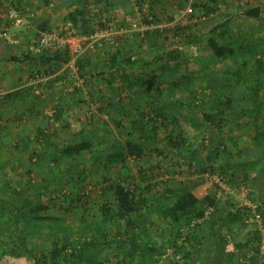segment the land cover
Here are the masks:
<instances>
[{"label":"trees","instance_id":"1","mask_svg":"<svg viewBox=\"0 0 264 264\" xmlns=\"http://www.w3.org/2000/svg\"><path fill=\"white\" fill-rule=\"evenodd\" d=\"M75 2L77 8L69 14V29L74 30L78 36L93 35L100 28H127L130 20L136 17L134 11H130V17L126 15L127 11H119L113 0ZM188 2L189 0H135L134 6L142 14L140 24L151 27L165 20L173 21L175 10L184 8ZM225 2L226 0H193L192 18L205 19L202 25L204 28L207 26L209 31L204 41L205 46H200L202 51L206 50L205 56L201 52L200 57H187L184 51L173 49L149 59L146 57L147 51H140V46L150 43L163 33L178 36L181 31L188 32L191 28L178 26L163 32L159 28L148 29L143 37L141 34H125L119 37L117 50L105 46L100 51L86 54L78 60L77 66L81 74L85 64L89 62L85 60L86 57L107 55L108 60H105L108 63L102 68L107 69L105 73L108 76L101 79L104 73L98 71L97 75L88 77L105 81V89L111 92L110 103L100 111L106 112L111 119L117 136L108 137V130H105L102 137L94 136L97 141L93 142L85 136L87 131L82 128L75 133L71 141L57 145L52 142L51 134L38 127L34 137L25 135L19 138L14 144V149L23 155V158L20 154L17 157L18 160L21 158L27 161L26 165L20 160H16L17 163H12V160H0V264H104L96 259L94 252H100L103 247L111 249L110 255L115 254V249L122 251V257L120 254L113 256L114 264H165L163 257L169 250L172 251L168 260L170 264H177L176 255H182L181 264H262L259 259H262L260 247L263 235L256 220L257 217L261 218L264 226V38L251 31L241 35L235 34L230 27V19L214 24L212 16ZM262 12V5L257 3L246 7L242 15L247 19L262 22ZM128 40L140 45L134 60L130 56H122V46ZM198 40L193 37L191 44H196ZM5 43L9 46L7 40ZM23 52L20 57L12 55L11 61L31 62L33 58L34 63L40 67L39 72L43 71L37 74L42 76H51L69 60L65 48L43 51L40 54H35L29 49ZM239 58L241 60H238ZM229 60L235 61L236 70L232 75L226 73L229 75L220 77L219 83L223 88H230L232 92L217 96L213 108L202 110L205 120L203 126L196 121L195 114L191 119L195 128L206 131L210 128L216 135L210 136V142L203 138L200 148L187 146L186 142L174 133L166 137L167 147L160 145V130H172L174 125L180 124V119L168 114L160 106L157 107V103L147 106L142 103L144 100L139 103L133 102L131 98L133 103L124 102L129 98L124 89L137 88L140 89L141 95L144 93L146 97L154 99L155 94L162 96L164 88H171L173 97L180 99L176 89L182 87L189 92L186 97L190 99L189 106L193 111L196 107L195 83L202 77L197 73L198 64L204 71L218 70ZM238 62L241 63L239 66ZM32 78L34 77L31 76ZM90 78H87L88 82ZM119 82L124 85H118ZM29 87L34 90L33 86ZM103 92L101 90L100 94ZM101 95L97 97L98 100L102 98ZM235 103L253 104L250 108L242 105L240 109L232 110ZM126 109H130V115L135 114L137 119L128 121ZM62 113L63 110L56 107V121L62 117ZM30 115L37 116L41 113L32 111ZM234 117L238 118L235 120ZM2 121L4 120L0 114V158L5 149L3 144L6 132ZM108 122L106 121V125ZM209 124L211 126H208ZM246 125H250L251 132H254L256 143L238 142L232 135L231 140H227L223 134H218V131L223 133L224 128L232 132ZM64 128L67 129L66 125ZM40 141L50 149H44ZM168 148L174 151L173 159L187 161L189 167L195 166L198 178L180 190L169 189V196H164L161 201L148 206L146 194L151 192L152 186L137 184L128 158L141 160L150 151L164 154ZM11 154L15 155L16 152ZM86 154H90L91 162H80L78 157ZM65 158L73 161L61 168L60 162ZM105 159L104 173L101 176L102 183L106 184V191L101 198L99 196V199H91L84 192L85 187L80 182L84 175L89 173V166H92V173H99L98 169ZM41 161L48 163L50 176L52 175L49 179L53 182L47 185L41 183L44 176L42 179H39L40 175L39 178L35 176L37 165ZM8 167L10 171L13 170L10 177L16 176V180L6 177L9 174ZM114 169L116 173L112 172ZM251 171L261 173L262 178L256 179ZM3 172L6 176L2 175ZM206 172L217 173L224 180L227 179V183L233 187L245 185L250 188L251 199L260 202L257 213L254 214L248 208H242L232 201L229 208H224L222 197L218 195V186L204 176ZM22 174L26 177L23 178ZM64 175L67 177L62 180ZM2 177L6 180L3 181ZM71 183L78 187L77 190L70 189ZM253 186L256 191L252 190ZM57 192L60 193L59 197ZM107 192L111 193L113 198L105 199ZM48 193L56 194L55 200L52 197L46 201L45 196ZM231 197L228 196L227 200L230 201ZM56 199L58 203L55 202ZM142 206L145 211L141 210ZM76 209H81L82 216L78 222L73 223L70 215ZM86 210L96 211L92 215V221L85 217ZM156 216L161 219V232L158 240H153L150 235L153 233ZM253 218H256L255 221L250 222ZM110 226H115L117 230V237L113 239L109 233ZM44 229H47V233L43 235ZM130 229L136 233L130 234ZM33 236L41 237L43 242L49 237L51 242L37 254L28 242V238ZM128 242L130 248L126 249L125 244Z\"/></svg>","mask_w":264,"mask_h":264},{"label":"rangeland","instance_id":"2","mask_svg":"<svg viewBox=\"0 0 264 264\" xmlns=\"http://www.w3.org/2000/svg\"><path fill=\"white\" fill-rule=\"evenodd\" d=\"M17 1L19 2V0H11V3H10L11 5H10L9 10H16V9L19 10L20 9V8L16 7L17 4L15 2H17ZM234 2H235L234 0H226L225 4L220 6V8H219L220 13L218 14V16L213 17L214 24L224 22L226 18L232 17V15H234L235 12H237V13L239 12V10H238L239 7L236 6L234 4ZM131 8H133V7L130 6L127 8L128 10H126L128 12V14H126L128 17H130L129 13H130V11H132V10H130ZM175 11L177 12V10H175ZM21 12H22L21 17H22V21H23V18H24L23 11H21ZM6 22L7 21H6V16H5L4 23H6ZM247 22H249V21H247ZM22 23L23 22H21V24ZM239 23H240L241 28L242 27L244 28L247 26V24H249V23H244V21H242V20H240ZM21 24L16 25L15 28L17 26H20ZM12 28L14 29V26ZM205 28L207 30V26ZM13 29L11 30V32L9 34V39L11 41L10 43H12V44L17 41L14 39L15 36L12 34ZM192 31L193 30L188 31L186 33L187 36L180 34L179 39H177L176 41H173V42L175 44H177L178 47H182V51H184L186 53L187 57L194 58V56H193L194 50L192 48H196L197 53H199L200 55H201V52H203L204 50L202 51L200 48V46L202 47L200 35H198L196 31H194V33ZM169 34H171V33H169ZM165 36H166V34L163 33L161 36L159 35V37H157V39H158L157 49L156 48L153 50L149 49L148 43H145L146 49L144 51H147V53H146L147 58L151 59V58H154L155 56H157L158 54H160L162 52H168V51H171L174 49V48H170L172 46V44H174V43L169 42V41L163 42V39H165ZM17 37L19 38V36H17ZM193 37H197V39H199L196 44H194L195 42L193 44H191L193 42ZM2 40L3 39L0 37V42ZM35 40H33L31 42V44H29L28 46H30V45L32 46ZM126 43L130 44L131 40L126 41ZM17 44H18V42H17ZM16 46H17L16 51H18L19 49L25 50V48L22 45H16ZM27 49H28V47H27ZM21 50H19V52ZM134 59H136V57H134ZM95 62L96 61H94L93 64H91V66H93V68H94V70L91 72H92V74L97 75L98 71L99 72L102 71V66L99 65L100 67H98V66L96 67L95 65H97V64ZM233 65H234V63H231L229 65L227 62L224 65L223 69L220 68V70L224 72V71L228 70L227 69L228 67H233ZM198 66H200V64H198ZM39 69H40V67L38 64H32L31 62L14 63L11 61V56H9V55H8V58L3 57L0 59V72H3L0 75L7 76L9 73L7 71L9 70L10 73L14 74L17 77L18 76H20V77L21 76L31 77L37 73L43 72V71L39 72ZM42 69L44 70V68H42ZM83 71L85 73H88L86 70H83ZM201 71H204V70H201ZM204 72H205L206 76L203 77L201 74L202 79L196 80L195 86L204 85L207 87V86H211L212 84L213 85H220L217 82L213 81L212 77L210 76L209 71L205 70ZM229 74H231V73H229ZM86 76H88V75L83 74L81 79L84 80ZM226 76H228V75H226ZM215 83H217V84H215ZM71 84L72 83H70L69 81L65 82L66 87L67 86L69 87ZM90 84H91L90 86L84 85V89L95 90V91H93L94 92L93 96L92 95L89 96L88 94L82 95V102H81L82 104L80 106H77L75 109H72L74 107L67 109V113L61 118L60 124H58L59 122H57L56 118L54 117L53 108H50L49 104H48L46 110L42 111L41 116H38L39 118L37 117V121L34 120V119H36V118H34L35 116L34 117H32L31 115L29 116V111L27 112V115L20 116V113H19L20 111H15L16 110L15 108L12 111H14V113H16L17 116L15 118H13L15 116L13 114V112H11L10 110H7L6 109L7 107L4 106L5 104L4 103L2 104V102H1L2 101L1 98L6 96V93H5L6 90L12 89L13 87H11L12 85H9L7 83L6 78H4V80H3V78H1L0 79V114H2V118L4 120V121H2L3 122L2 124H4V122H7V120H9V121L12 120V118L16 119L18 122H20V121H21V123L24 122L22 128L16 127V129L19 130L20 132L22 131V133H21L22 135L25 133L26 135H30L31 137H34L35 134H37V130H36L37 127L35 124H38L40 129H44L46 132H48V134L52 135L51 140L54 144H57V145L71 141V139L73 138L75 133H77L82 128L86 129V131H87L85 136L91 138V140L93 142L97 141L96 139H94V136L97 135V137H102L103 134H105V132H106L105 130H108V132L106 133V136L112 137V135H116L114 125L112 124L111 119L108 118L106 112L104 114V112L100 111L101 108L107 107V105L110 103V97L108 94H102L103 96L104 95L105 96L104 97L101 96L102 98H100L99 100L97 99V97L101 95L100 94L101 90L102 91L104 90V92H105V81L103 82L101 79L92 78L90 80ZM60 85H62V84H60ZM37 89H38V92L40 94V91H41L40 88L37 87ZM48 101H49V99L47 100V102ZM166 109H167L166 112L168 114L178 116V118L180 119V124L178 126L174 125V128L172 130L170 128L168 130H165V129L160 130V133H159L160 137L158 140L160 145L167 147L166 137L171 133H174V135H178L180 140H182L183 142H186L187 146H191L192 148H200L201 140L203 138H205L207 141L210 142V134L211 133L207 132L206 129L195 128V125L191 121L192 115L190 112L187 113L186 109H184L180 106H177V105H174L172 108L169 107ZM128 110L129 109H126L125 112H127ZM101 114L106 115L107 119H104ZM11 116H13V117H11ZM106 120L109 121L107 125H106ZM63 121L66 123L67 129L64 128L65 125H63ZM130 121H131V119H130ZM196 121L198 122V120H196ZM201 121H202V119H201ZM158 122L160 123V121H158ZM5 127L6 126H4V129H6ZM18 134L19 133L16 132V136H14L15 140L13 142L10 141L11 136L8 135V132L5 134V138H4L5 141L3 144L5 149H3L4 153L2 154V157L0 158V160H5V161L7 160L9 162H11V160H12V163L14 161L16 162V160H18L17 155L19 156L20 153H17L16 149H14L15 142H17L19 140ZM20 138H22V137L20 136ZM12 143H13V145H12ZM40 143L42 144L41 146L44 149H47V148L50 149V147L47 144H45L44 142L40 141ZM36 146L39 147L38 144ZM15 152H16V154H15ZM204 152H206V151H204ZM11 153H14L15 155H12ZM173 155H174L173 149L168 148V150H166L164 152V154H162L158 151H155V150L150 151V152L146 153V155L141 160H136L132 157L128 158V161L132 167L133 174L137 179V181H136L137 184H139L140 186H147V185L152 186L151 192L146 194V198L148 199V206L150 204H154L158 201H161V199H163L164 196H169L170 195V193L168 191L169 189L170 190H180L185 185L193 182L194 180H196V178H198L197 174H196V167L195 166L189 167L187 161H184V160L183 161H177V159H173V157H174ZM10 156H11V158H10ZM19 160L21 161L22 164L26 165L27 161H25L24 159L21 160V158ZM78 160L80 162H82V161L83 162H85V161L91 162L92 158H90V154H86L84 156L78 157ZM72 161H73V159L65 158L64 160H62L60 162V167L63 168L65 166H67L68 162H72ZM104 164H106V159L102 162V166L99 167V169H98L99 173H96V171H94L92 173V171H91L92 166H89V168L87 166L89 173L87 175H84L82 181L80 182L85 187L84 192L86 194H88L91 199H99V196L101 198V196H103V193H105V191H106V184L102 183V176H101L102 173H104L103 172L104 171L103 170ZM37 166H38L37 167L38 171L35 173V176L39 178L38 175H40L41 178H39V179H42V177L44 176L43 182H41V183H43L44 185H47L48 183H52L53 181L49 179L52 177V175L50 176V172H49L50 170L48 168V163L45 164V161H41L40 164H38ZM16 168H18V167H16ZM19 169H21V168H19ZM7 170H8L9 174H7V176H6L5 172H3L2 175H5L7 178L11 179L13 177V175H12V177H10V176H11V174H13L12 173L13 170L10 171L11 170L10 167H8ZM112 172L116 173V170L114 169V170H112ZM25 173H26V171H25ZM21 176L23 178L26 177V175H24V174H22ZM66 177L67 176L64 175L62 177V180H64ZM120 177L122 178V175ZM13 179L16 180L17 179L16 176L14 178H12V180ZM18 179H20V178H18ZM2 180L4 181V180H6V178L2 177ZM62 184L64 185L63 182H62ZM69 187H70V189H74V190H77V188H78L73 183H71L69 185ZM56 194L58 197L60 196V193L57 192ZM56 194L52 195L51 193H48L45 196V200L49 201L50 199H52V197L55 200ZM228 196L229 195H227V194L221 195L222 206H224V208H229L230 205L232 204L231 201L237 202L234 197H231L232 199H230V201L227 200V199H229ZM48 197H51V198L48 199ZM111 197H112L111 193L107 192L105 199H110ZM55 202L58 203L57 199ZM80 210L81 209H76L70 215L71 220H73V223L78 222V220H80V218L82 216ZM93 210H89V211L86 210V212L84 213L85 217L90 221L93 220L92 215L96 212V211L93 212ZM141 210L145 211L146 209L144 206H142ZM156 219L157 220L154 219L155 226L152 228L153 233H151V235H150L153 240L157 239L158 235L161 232L160 228H159L160 227L159 216L158 217L156 216ZM11 229L14 230V228H11ZM109 231H110L109 233L112 237L111 239L117 237V235H116L117 230H116L115 226H113V227L110 226ZM133 232H135V230L133 231L132 229H130V234H132ZM46 233H47V229L42 230L43 235ZM135 233H133V234H135ZM40 238L37 236L36 237L33 236V237L28 238L29 239L28 242L30 243V246L36 250L37 254L42 252L45 249V246L51 242V239L49 237L44 242ZM26 245H27V243H26ZM26 245L24 244V246H26ZM125 245H126L125 246L126 249L130 248L129 242L126 243ZM103 248L104 249L101 250L100 252L94 251L95 255H96V259L101 263L114 264L115 262H113L114 261L113 256L115 254H120V257H122V251L121 250L118 251L117 249H115L113 252L115 254L110 255L109 250H111V249H107L105 247H103ZM171 253H172V251L169 250L168 253L163 257V261L165 264H170L168 262V260H169V258H171L169 256V255H171ZM181 257H182V255H176L175 256V261L177 264H181V262H182ZM259 260L262 264L264 263L263 258L262 259L260 258Z\"/></svg>","mask_w":264,"mask_h":264},{"label":"crops","instance_id":"3","mask_svg":"<svg viewBox=\"0 0 264 264\" xmlns=\"http://www.w3.org/2000/svg\"><path fill=\"white\" fill-rule=\"evenodd\" d=\"M116 3V8L119 11H126L128 9V7H133L132 11H134L135 13H137V7H135V0H113ZM11 0H0V31L3 29L4 27V21H5V16L7 15V11L10 8V4ZM16 7L20 8V11H23V23L20 26H17L12 31V34L15 36L14 39L17 40L16 42H18V44H14V46L16 45H22L25 50L27 51V47L29 44H31V42L35 39H37L42 33L45 32H60L63 30H66V28L69 27V25H71V22L69 21V14L72 10L77 8V4L72 0H19V2H15ZM234 4L237 6L236 1L234 2ZM263 7V12H262V22H255L253 19H247L246 17H243L242 13L245 10V8L242 10L240 8H238L239 12H235L234 15H232V17L226 18V20L230 19L231 20V29L232 31L237 34V35H241L247 32H252V33H256L258 34L259 37L264 38V0L260 3ZM20 7H19V6ZM135 5V6H134ZM126 6V7H125ZM22 8V9H21ZM91 8L92 5L89 6L90 12H91ZM97 8V7H96ZM224 12V11H223ZM22 13V12H21ZM220 12L218 11L215 15L212 16L216 17L218 16ZM125 18V17H124ZM196 24L197 26H190V25H185V26H180L181 28H186L188 26H190V30H193L192 32L194 33V31L197 32L198 35H200L201 38V43H202V47L205 46V38L207 36V33L209 32L208 29L206 30L203 25L202 22L205 19L200 18L198 21V18H196ZM242 20L244 21V23H249L247 24L246 27H242L240 26L239 21ZM249 21V22H247ZM163 23V22H162ZM161 23V24H162ZM205 23V22H204ZM161 24L159 25H153V27H159L161 26ZM249 25V26H248ZM258 25H260L258 27ZM67 26V27H66ZM198 27V28H197ZM258 27V28H257ZM197 28V29H196ZM261 30V32L258 33L259 30ZM98 30H102V28L98 29ZM155 30V29H152ZM167 30H173L171 28L166 29ZM97 31V30H96ZM184 32L181 31L180 34L182 35H186L187 32H185V30H183ZM172 34V33H171ZM166 34L167 38L163 39V42H172L176 41L177 39H179L180 34L178 36H173V34ZM154 35V34H153ZM19 36V38L17 37ZM165 36V37H166ZM187 36V35H186ZM122 43V42H121ZM137 43V42H136ZM135 42L131 41L130 44L125 43L122 46V56L124 57H131L134 60V57L136 56V51L138 46H140L139 44H136ZM157 43H158V39L154 38L152 39V41L150 43H148V48L149 49H157ZM9 46H7V44L5 43V40H2L0 42V59L3 57L8 58L9 56L15 55V56H22L20 54H23L25 50L22 49V51L19 52L16 51V48L11 46L10 44H8ZM170 48H174V49H178V50H182V47H178L177 44H172V46ZM206 48V47H204ZM141 52H143L146 49V45L143 44L140 48ZM194 50V48H192ZM203 56L206 55V50L203 51ZM194 56V55H193ZM194 57H200L199 53H197V56ZM204 58V57H203ZM104 59V60H103ZM108 60L107 55H102L101 57L98 56H88L85 58V60L89 61L88 63H86L85 61V66H84V70H86L88 73H81L79 67L78 68V72H76V74L78 75L79 79H80V83H75L74 80L71 78V73L66 71L64 69V65L57 70L54 74H52L51 76H49L46 81H43L41 84H39V88H40V94L38 92L37 88H34V90L32 88H30L28 86V81L29 78L31 77H27V76H15L14 74L10 73V71L8 70L7 72L8 75L4 76V75H0V79L6 78L7 83L9 85H12L11 87H13L12 89H7L6 90V96L2 97V104L4 103L7 108V110H10L11 112H13V114L15 115L13 118H15L17 116L16 113H14V108L16 109L15 111H20V116L23 115H27V112L29 111V116L30 113H32V111H34V113H36L37 111H39L42 114V111L46 110L48 104L50 105V108H53V111L56 109V107H58L59 109L61 108L63 110L62 113V117L67 113V109L74 107L72 109H75L77 106H80L82 103V95H86L88 94L89 96H93L95 90L89 89L86 90L84 89V85H91L90 82L87 81V78H90L88 76L85 77V79H81V75L86 74V75H92V72L94 70L93 66H91V64H93L94 61H96L95 63L97 65H95L96 67H100V66H106V64L108 63L106 60ZM238 60H241L240 58ZM237 60V61H238ZM29 61H25V63H28ZM241 62V61H240ZM20 63H24V62H20ZM31 63H34V60L32 58ZM231 63H234L233 67H228L226 71H221L220 69H207L206 71L210 72V76L212 77L213 81L217 82L218 84L221 85V83H219L220 77L224 78V76L226 75V73H232L235 72L236 70V63L233 60H229L228 64L230 65ZM35 64V63H34ZM226 64V63H225ZM224 64V65H225ZM241 63L238 62V66ZM100 65V66H99ZM224 65L222 66V69L224 67ZM199 67L198 70V74H202V76H206L204 71H201V67ZM90 69V70H89ZM103 71V75L100 77L105 78L106 76H108L107 73H105L107 71V69L102 68ZM101 72V71H100ZM3 72H0V74ZM70 73V74H69ZM90 73V74H89ZM183 72H180V74H182ZM208 73V72H207ZM231 74V75H232ZM214 75V76H213ZM229 75V74H228ZM234 76V75H233ZM217 78V79H216ZM10 79V80H9ZM92 78H90L89 80H91ZM96 79V78H95ZM200 79H202V77H200ZM10 81V82H9ZM69 81L70 83H72L69 87L65 86V82ZM215 83V84H217ZM62 84V85H60ZM123 84L122 82L118 85ZM19 85V86H18ZM124 85V84H123ZM211 85V86H204V85H197L194 87V91L196 93V99H195V110L192 111L193 108H191L189 106V98L186 97L188 96L189 92H187L184 88L179 87L176 89V94H178L180 96V99H177V97H173V95L171 94L172 89L171 88H164L162 90V96H158V94H155V98L154 99H150L148 97L145 96L144 93H142L141 95V91L140 89L137 88H133L131 90H127L124 89L125 93H127L129 95V98L125 99L124 102L130 104L133 102H139L144 100V102H142L143 104H147L153 106V103H157V107L160 106V108H163L164 111H166V108H172L174 105L180 106L184 109H186L187 113H191L192 117L194 116V114L196 115V118L198 120V123H200L202 126L205 124V120L203 117V111L202 110H209V108H213L216 103V97L220 96L222 94H229L232 92V90L230 88L226 89L223 88L222 85ZM15 86V87H14ZM17 86V87H16ZM65 86V87H64ZM75 86V87H74ZM124 87V86H123ZM120 93L122 94V88H120ZM86 90V91H85ZM104 91V90H103ZM38 92V93H37ZM111 92L108 91L107 89H105V92H103L102 94H110ZM263 93V90L260 91V94ZM15 94V95H12ZM70 94V95H69ZM102 96V95H101ZM105 96V95H104ZM103 96V97H104ZM130 98L132 99V101L130 100ZM144 98V99H142ZM49 99V101L47 102V100ZM180 100V102H179ZM118 101V100H117ZM16 103V104H15ZM141 103V104H142ZM142 104V105H143ZM253 103H243V104H233L232 105V110H236V109H240L242 105H244L245 108H250L252 106ZM162 106V107H161ZM191 108V109H190ZM130 110V109H129ZM129 110L127 112H125V115L127 116V120L130 121H134L137 119V116L133 113H131ZM105 114V112H104ZM114 114V113H113ZM102 115V114H101ZM188 115V114H187ZM32 117L36 118L34 119L35 121H37V117L41 116V115H31ZM114 116V115H112ZM128 116H131L130 118ZM57 119V121L59 122L58 124H60V120L61 118ZM102 117L104 119H107L106 115H102ZM191 117V118H192ZM12 120H7V122H4V124H2L3 126H6V132L5 134L8 132V135L11 136V140L10 141H14L16 136V132H18V136L20 138L21 137H25V135L21 134L22 131L20 132L19 130L16 129L17 128H22L23 123L18 122L16 119ZM39 118V117H38ZM178 118V116H177ZM190 118V119H191ZM238 117H234V119L236 120ZM78 119V118H77ZM202 119V121H201ZM230 119V118H229ZM247 117H245L244 120H246ZM234 120V121H235ZM108 121V120H106ZM230 121V120H229ZM229 125V122H227ZM36 127L38 128L39 125L35 124ZM34 125V126H35ZM63 125H66V123L63 121ZM227 126V124H225ZM208 126H211L210 124ZM249 128V129H248ZM40 129V128H39ZM22 130V129H21ZM207 132H210V136L211 137H215V133L207 130ZM218 134L223 137H225L227 140H231V135L233 136V138L237 139L238 142H244L246 141V143H256V138L254 137V132H251L250 129V125H246L244 126L242 129L239 130H233L231 132V130H229L228 128H224V132H219ZM209 137V136H208ZM18 138V139H19ZM17 143V142H15ZM245 156L247 155V153H244ZM20 156L23 155L20 154ZM249 158V157H247ZM252 160V159H251ZM254 163V162H251ZM252 172V171H251ZM253 177H257L256 179L259 180V178H262V174L259 172H252ZM252 180V178L250 179ZM255 186H253L252 190L256 191V189L254 188Z\"/></svg>","mask_w":264,"mask_h":264},{"label":"built area","instance_id":"4","mask_svg":"<svg viewBox=\"0 0 264 264\" xmlns=\"http://www.w3.org/2000/svg\"><path fill=\"white\" fill-rule=\"evenodd\" d=\"M263 0H237L236 4L240 9H244L249 6H253L257 3H261ZM146 6L144 10H146ZM194 13L193 0H190L186 6L182 9H177L176 14L174 15L173 21L165 20L161 26H145L141 25L139 19L142 17L141 12L137 10L136 17L130 20V25L127 28L115 29V28H104L102 30H97L93 35L90 36H78L75 31L72 29L66 28V30L60 32H45L42 33L33 43V45L28 46V49L35 53L40 54L43 51H54L58 49H67L69 60L64 65L65 70H69L71 73V78L75 83H80V79L76 72H78L77 62L81 57L86 54L100 51L105 46L117 50L119 47V37H122L125 34L133 36L135 34H141L144 36V32L148 29L159 28L161 32L168 28L175 29L178 26L192 25L196 24V18H192ZM22 13L20 10H9L6 15V23L4 24L3 29L0 32V37L5 39L10 43L9 34L13 26L19 25L22 22ZM13 44H17L14 42ZM194 56H197L196 48H194ZM34 78H30L28 86H33L37 88V85L41 84L49 76H42L41 74H35ZM75 87V86H74ZM205 177L213 180L218 186V195L219 197L222 194H227L236 199V203L242 208H248L252 213H257V210L260 206V202L253 201L250 197L251 189L245 185L238 187H233L227 183V179L224 180L217 173L206 172ZM198 177V176H197ZM256 219V218H255ZM255 219H251L250 222H254ZM257 223L259 225V230L263 235L262 245L260 247L261 256L264 259V226L262 224L261 218L257 217Z\"/></svg>","mask_w":264,"mask_h":264}]
</instances>
